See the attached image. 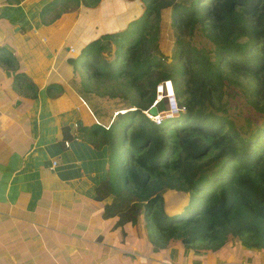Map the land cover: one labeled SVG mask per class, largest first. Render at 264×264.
I'll list each match as a JSON object with an SVG mask.
<instances>
[{"label": "trees", "instance_id": "trees-1", "mask_svg": "<svg viewBox=\"0 0 264 264\" xmlns=\"http://www.w3.org/2000/svg\"><path fill=\"white\" fill-rule=\"evenodd\" d=\"M73 1L49 24L103 0ZM135 1L145 4L141 19L91 41L70 62L85 94L111 101L114 112L128 110L110 127H78L80 138L106 157L97 166L93 198L105 203L102 220H116L114 232L137 228L143 240L163 250L177 244L205 257L238 242L264 256V0L114 4L126 11ZM109 5L103 9L112 10ZM169 7L175 37L170 62L155 44L161 11ZM83 65L85 77L79 79L77 67ZM164 81L172 82L184 110L157 126L142 111ZM103 104L105 116L94 114L104 120L110 115ZM158 107L163 111L166 104ZM73 131L63 128L66 141L76 139ZM171 194L184 197L175 209ZM125 196L127 206L107 203ZM179 249L173 248L174 256Z\"/></svg>", "mask_w": 264, "mask_h": 264}, {"label": "crops", "instance_id": "crops-1", "mask_svg": "<svg viewBox=\"0 0 264 264\" xmlns=\"http://www.w3.org/2000/svg\"><path fill=\"white\" fill-rule=\"evenodd\" d=\"M53 1L0 0V264H57L51 256L61 254V245L92 237L105 222L92 226L89 219L101 217L103 206L93 199L95 170L83 167L92 158L79 157L90 148L78 130L104 124L94 122L91 96L75 81L69 48L80 54L101 35L121 30L106 28L110 18L125 15L116 0H103L94 9L82 6L62 29L49 24L54 11L45 13ZM107 1L110 11L103 9ZM67 126L76 139L66 141Z\"/></svg>", "mask_w": 264, "mask_h": 264}, {"label": "rangeland", "instance_id": "rangeland-1", "mask_svg": "<svg viewBox=\"0 0 264 264\" xmlns=\"http://www.w3.org/2000/svg\"><path fill=\"white\" fill-rule=\"evenodd\" d=\"M116 1L118 2L121 0H116ZM177 1L183 2L186 5H191V3L194 0H185V1L177 0ZM73 4H74L73 0H57L56 5H54V7L52 6L51 7L52 9L50 11L52 12L54 11L53 13L56 15L58 12L62 11L66 7L73 6ZM142 4H144V2ZM43 6L42 8L44 9ZM144 6L141 5L140 2L135 3L126 11L123 10L125 15L124 19L122 18L123 21L121 20V17L118 19L110 18L109 20L110 22H114V23L121 21L117 28L122 27L123 29L127 23H130L131 21L138 18L141 19L140 15L143 11ZM89 9H93V8H89ZM166 10L168 11L166 12ZM84 11L85 9H83L82 11L79 10V12H75V13L62 14L55 20V24H59L62 29L63 28L66 29L69 26L71 27L73 21H75L74 20L75 16L80 17V15L82 14L81 12ZM172 14H173L172 7L165 8L161 11L159 35L155 42V44L158 45L159 51L163 55L168 57L167 59L168 62H170L171 60L173 46L175 43L174 32L172 29ZM55 15L54 16L51 15V17L48 19L54 18ZM125 17L128 18V22L124 21ZM144 18L145 19L147 18L146 13H144V15L142 16V19ZM164 18H165V23H164ZM162 36H163L162 41L164 43V46H162L159 41ZM70 37H72V34L69 35V38ZM71 50H74V52H72ZM76 50L78 51V49ZM76 50L73 47L69 48V54L74 57L76 56L75 58H78L80 54L78 51L77 55H75ZM84 67L85 65H83L82 68L80 66L79 69L77 67L79 79H83L85 77L86 72L83 69ZM157 95L158 94L156 90V99H157ZM90 96L91 97H87V98H89L88 103L94 106L93 113L96 112L100 115L105 116L104 111L101 107L104 105L103 104L104 102L106 103V105H108V111L110 115L108 116V118L103 120L100 117L99 118L97 116L95 117L94 114V119H93L94 122L97 121L99 123L104 124V126H109L113 120V117L115 116L114 117L115 119L118 113H128V110L114 112V110L112 109L111 101H108L107 99H101L100 97L97 96H92V95ZM158 98L161 100V102H164V104L166 103L165 96L158 95ZM232 107L234 108V104H232ZM157 109L158 111H160L158 106ZM147 110H143L142 113L145 114ZM177 117H179V115H176L174 119ZM67 144L68 142H66V146ZM88 145L89 146H87V149L90 148L89 153H87L86 150L84 152H81L80 153L81 156L79 157L82 160L85 156L91 157L92 159L88 161L85 159L84 161L85 164L83 165V167L85 168V170L87 168L94 169L95 172L97 173L99 172L97 170V166H99V164H104L106 157L103 155V149L98 150V148H94L91 144ZM99 176L100 175H97V177ZM170 197L174 201L173 203L174 209L177 208L178 205L180 203L182 204L184 201V197L181 194H175V195L171 194ZM119 201L124 202V205L126 206L131 203V201L126 196L121 200L108 199L107 203H112V202L117 203ZM93 204L96 205V203ZM104 204L105 203H101L102 206H104ZM89 219L93 221L92 222V226H93L97 219L101 220V217L98 214V218H96L93 215ZM115 222L116 220L105 221V222L100 221L102 229H98V232L95 231L94 233H92V237L82 238L81 240H78L77 243L75 244L67 243L68 246L61 245L58 250L61 251V254H53L51 257L58 262L57 264H264V256L260 252L245 251L243 248H241V245L238 242H231L228 248L222 251L220 255L208 254L205 257H196L194 255V251H192L191 249L185 251L182 247H180L177 244L170 245L169 246L170 248L167 250L156 248L147 240L142 239L140 231L137 228L125 227L123 233L120 230L114 232L112 230V226L113 224H115ZM47 241L48 240H46V242ZM72 246H76V251L75 248H73ZM173 248L176 249L180 248L178 256H174V253H172ZM35 257L36 256H33L34 260ZM38 259L40 261V258ZM43 264H47V262L45 261Z\"/></svg>", "mask_w": 264, "mask_h": 264}, {"label": "built area", "instance_id": "built-area-1", "mask_svg": "<svg viewBox=\"0 0 264 264\" xmlns=\"http://www.w3.org/2000/svg\"><path fill=\"white\" fill-rule=\"evenodd\" d=\"M74 52V50H71ZM169 86L172 87L171 82H162L158 85V92L161 95L166 96L167 100V107L163 111H158L156 109L155 113H152V108H156V105L153 104L149 110L145 112L147 118L155 125L162 126L166 120H172L176 115H179L181 111L184 110V108L180 107L177 100L176 95L173 92H169ZM164 112V113H162ZM68 146V144H67ZM54 166L57 165V162H54Z\"/></svg>", "mask_w": 264, "mask_h": 264}, {"label": "clouds", "instance_id": "clouds-1", "mask_svg": "<svg viewBox=\"0 0 264 264\" xmlns=\"http://www.w3.org/2000/svg\"><path fill=\"white\" fill-rule=\"evenodd\" d=\"M165 82V81H164ZM166 82H168V81H166ZM169 82H171V81H169ZM171 85H172V82H171ZM172 87H173V85H172ZM173 92H174V94H175V90H174V87H173ZM157 94L158 95H161L159 92H158V86H157ZM158 95H157V99L155 100V102H153V104H155L156 105V108H155V111H156V109H157V106H158V104L161 102V100L158 98ZM163 96H165V95H163ZM166 97V96H165ZM166 103V107H167V100L165 101ZM153 109V108H152ZM121 114H125V113H121ZM174 119V118H173ZM172 119V120H173ZM166 121H169V120H166Z\"/></svg>", "mask_w": 264, "mask_h": 264}, {"label": "bare ground", "instance_id": "bare-ground-1", "mask_svg": "<svg viewBox=\"0 0 264 264\" xmlns=\"http://www.w3.org/2000/svg\"><path fill=\"white\" fill-rule=\"evenodd\" d=\"M172 89H173V87H170V86H169V89H168L169 92H172Z\"/></svg>", "mask_w": 264, "mask_h": 264}, {"label": "water", "instance_id": "water-1", "mask_svg": "<svg viewBox=\"0 0 264 264\" xmlns=\"http://www.w3.org/2000/svg\"><path fill=\"white\" fill-rule=\"evenodd\" d=\"M151 112H152V113H155V108H153V109L151 110Z\"/></svg>", "mask_w": 264, "mask_h": 264}]
</instances>
